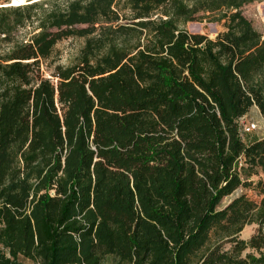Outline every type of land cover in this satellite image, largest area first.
I'll return each instance as SVG.
<instances>
[{
	"label": "trees",
	"instance_id": "1",
	"mask_svg": "<svg viewBox=\"0 0 264 264\" xmlns=\"http://www.w3.org/2000/svg\"><path fill=\"white\" fill-rule=\"evenodd\" d=\"M255 1L0 8L1 42L37 31L0 52V264H264V137L240 126L264 118ZM207 18L214 40L185 30ZM69 38L76 61L45 78Z\"/></svg>",
	"mask_w": 264,
	"mask_h": 264
},
{
	"label": "rangeland",
	"instance_id": "2",
	"mask_svg": "<svg viewBox=\"0 0 264 264\" xmlns=\"http://www.w3.org/2000/svg\"><path fill=\"white\" fill-rule=\"evenodd\" d=\"M10 0H2L0 6L9 3ZM13 2V1H12ZM13 6V4H12ZM15 7V6H13ZM242 15L251 22L253 28L259 32H264V0H256L250 5L242 8ZM211 18H207L198 22H192L185 25V30L190 35H203L210 40H214L216 36L224 31L222 22H211ZM37 33L33 27H24L18 29L6 42H1L3 36L0 37V52L8 51L14 43L26 42L33 34ZM84 44V39L81 38H69L57 43L53 49L51 58L47 63H42V71L45 78H50L51 71L54 66H68L73 64ZM48 67L46 68V66ZM253 124L255 128L249 132H242V138L245 143L253 141L255 139L264 137V118L260 115L257 108H252L247 116L241 121V129ZM258 179L264 180L263 175L258 177H252L251 181L255 183ZM240 191L234 193L231 197L224 199L221 203V207L227 204L232 198L239 195ZM246 195L252 200H258V198L251 191H247ZM257 226H246L240 233L241 240H248L255 232ZM21 264H32L29 261L22 260Z\"/></svg>",
	"mask_w": 264,
	"mask_h": 264
},
{
	"label": "water",
	"instance_id": "3",
	"mask_svg": "<svg viewBox=\"0 0 264 264\" xmlns=\"http://www.w3.org/2000/svg\"><path fill=\"white\" fill-rule=\"evenodd\" d=\"M12 1L13 0H10L9 3L7 4H4L3 6H0V8H11L13 7L11 4H12ZM39 1H43V0H24V4L23 5H20V6H26V5H31L33 3H36V2H39ZM9 5V6H7ZM19 7V6H17Z\"/></svg>",
	"mask_w": 264,
	"mask_h": 264
},
{
	"label": "bare ground",
	"instance_id": "4",
	"mask_svg": "<svg viewBox=\"0 0 264 264\" xmlns=\"http://www.w3.org/2000/svg\"><path fill=\"white\" fill-rule=\"evenodd\" d=\"M12 4H13V6L17 7V6L23 5L24 0H13ZM7 6H9V5H7Z\"/></svg>",
	"mask_w": 264,
	"mask_h": 264
},
{
	"label": "built area",
	"instance_id": "5",
	"mask_svg": "<svg viewBox=\"0 0 264 264\" xmlns=\"http://www.w3.org/2000/svg\"><path fill=\"white\" fill-rule=\"evenodd\" d=\"M241 126V125H240ZM255 128V126L253 124L249 125L248 127H245L243 129H241V133L242 132H249L250 130H253Z\"/></svg>",
	"mask_w": 264,
	"mask_h": 264
},
{
	"label": "crops",
	"instance_id": "6",
	"mask_svg": "<svg viewBox=\"0 0 264 264\" xmlns=\"http://www.w3.org/2000/svg\"><path fill=\"white\" fill-rule=\"evenodd\" d=\"M256 140V139H255ZM254 141V140H253ZM251 142V141H250Z\"/></svg>",
	"mask_w": 264,
	"mask_h": 264
}]
</instances>
